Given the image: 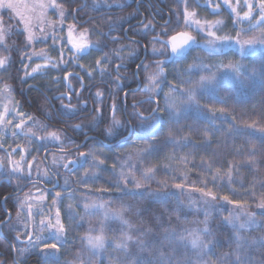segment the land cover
Returning a JSON list of instances; mask_svg holds the SVG:
<instances>
[{
	"label": "trees",
	"instance_id": "1",
	"mask_svg": "<svg viewBox=\"0 0 264 264\" xmlns=\"http://www.w3.org/2000/svg\"><path fill=\"white\" fill-rule=\"evenodd\" d=\"M139 1L142 2L138 4ZM56 2L63 4L64 21L76 29L92 32L90 39H95L97 45L76 54L77 61L86 60L85 70L80 71L68 57L66 65L59 67L58 79L51 82L25 79L23 67L31 47L17 20L6 9L1 13L2 22L11 26L0 43V57L10 61L7 71L0 70V83L10 88L20 111L33 119L24 120V125L16 131L17 137L11 136L0 147V163L5 166L11 147L18 151L28 146L36 150V162L41 161L45 171L53 174L48 185L33 182L36 185L31 188V181L38 179L29 182L25 178L8 177L1 170L0 224L9 217L0 235L2 264H161L162 251L172 258L173 264H232L238 237L243 245L240 251H251L253 264H258L264 249L257 245L249 248V245L264 237V209L258 207L264 201V46L242 56L233 48L207 54L202 44H194L184 55L165 62L167 49L154 53L150 36L168 40L186 32L202 43L199 32L185 23L180 0H86V5L76 12V18L72 14L82 4L81 0ZM137 4L146 21L151 22L150 15L154 12L159 21L168 20L167 23L151 22L153 28L142 29L133 26L142 17ZM146 4L151 6V11ZM186 5L200 10L197 0H187ZM262 24L260 30L250 29L245 34L261 33ZM125 26L131 27L129 36L139 42L114 41L105 35L110 28ZM93 32L99 33L100 38ZM114 34L116 30L110 33ZM156 44L162 47L164 43L157 41ZM118 46L134 49L136 55L120 59ZM143 46L144 63L138 69L140 89H135L138 85L134 71ZM46 47L48 43L41 42L36 48ZM68 51L72 56L74 50ZM105 55L107 60L100 69L107 71L99 74L96 61ZM158 61H163L164 67L161 85L157 92H147V76L156 70ZM216 62H239L240 79L218 78L212 87H201L198 82L206 72L201 65ZM117 64L123 65L119 72L115 71ZM191 65L195 66L192 70ZM88 68L93 71L95 68V73L88 75ZM71 72L81 76L70 78L73 96L69 101L54 98L66 90L63 76ZM167 87L178 94L179 120L170 119L165 111L161 119L144 121L141 127L133 112L148 115L157 106L165 109ZM97 91L103 95L97 97ZM124 92L128 93L126 98H123ZM188 92H193V100H188ZM113 101L121 124L109 135L106 129L112 127ZM221 108L225 109L223 113L212 111ZM46 132H55L59 139L45 144L39 137ZM46 151L47 155H53L51 163L41 160ZM68 158L77 162L73 170V166L62 165ZM149 168L153 171L145 176ZM54 181L57 186L51 187ZM137 182L140 187H136ZM45 188L66 193L58 204L66 231L63 242L57 245V258H46L43 253L26 249L18 224V197L32 189ZM69 191L72 194L67 195ZM204 192H211L217 198L213 200ZM198 194L212 203L208 211L198 205ZM83 196L105 202L120 217L107 219L99 212L85 211L80 201ZM225 196L228 200L222 199ZM229 206L255 214L256 223L241 228L228 222ZM206 228L210 234L204 232ZM89 234L104 237L105 245L98 253L85 248ZM190 234H200L206 242L210 241L209 247L192 248ZM180 236L186 239L181 242ZM126 237L131 239L125 241ZM121 242H126L127 247H118ZM163 264H167V258Z\"/></svg>",
	"mask_w": 264,
	"mask_h": 264
},
{
	"label": "rangeland",
	"instance_id": "2",
	"mask_svg": "<svg viewBox=\"0 0 264 264\" xmlns=\"http://www.w3.org/2000/svg\"><path fill=\"white\" fill-rule=\"evenodd\" d=\"M8 0H0V3L7 4ZM14 2L19 3L21 5H27L29 10H25L23 7L21 11L24 13L25 19L29 21L27 28L25 25L24 20H21L19 16L16 15V12L12 9L7 8L6 6L0 7V28L4 29V35L9 33L10 26L8 24H4L1 19V13L6 9L10 17L12 19L17 20L21 29L25 33V39H27L28 31L30 30L33 34V39L27 42L31 47L30 52L26 58V62L24 63V76L25 79L32 82H38L37 79L45 80L47 82H51L55 79H58L59 75V67L65 66L67 63V58H71L72 63L78 65L80 67V71L85 70L87 65L86 60H82L81 62L77 59L79 56L74 48H72L71 43L68 42V33H69V26L73 25L71 23H66L64 21L65 17L61 18L60 9L56 7H44L40 8L38 5L44 4L48 5L50 0H14ZM181 5L183 7L184 12V21H185V11L192 12L194 11L196 15L194 17H190L188 24L192 27L195 31H198L199 34L202 36V43L197 42L195 40L194 44L199 45L202 44L206 53H212L211 46L209 45V40H212L213 37L209 36L208 33L210 31H214L217 36H224L229 35L235 37L237 32H240L242 36L245 38L249 36H259L261 33L255 35L247 36L245 33L250 29L260 30L262 27V23H260V7H259V0H248L249 4H252L253 11L250 19H242L243 12L247 10V6L244 3V0H239V4H237V0H229V3H225L224 0H197L199 11L195 8L186 5L187 0H180ZM57 3V2H56ZM33 5H37V7L33 8ZM233 7L236 8V12L232 9ZM200 11L203 13H200ZM237 13L240 15L238 16ZM65 14V13H64ZM196 20L200 21L198 25L195 23ZM221 21L219 25H215L214 23L212 26L206 24L205 22H215ZM254 26V27H253ZM81 30L74 28L73 35L76 38H79V32ZM89 32V39L92 35ZM95 33V32H93ZM96 34V33H95ZM189 34V33H188ZM191 35V34H190ZM97 38H100V34H96ZM91 41V39H90ZM48 43V47L46 48H36L38 43ZM94 47H96L97 42L94 39L91 41ZM65 45V48H64ZM194 46V45H193ZM157 49L159 51H163L162 47L156 44ZM219 51H225L229 48L237 49L240 52L239 45L235 43V41L225 42L223 44H217ZM247 47V46H246ZM73 49L74 53L71 56L68 52V49ZM260 48V45L255 47V50ZM128 47L118 46L117 53L120 57H125L126 55L129 56ZM158 52V51H157ZM218 52V51H216ZM253 52V51H251ZM42 53V54H41ZM241 53V52H240ZM249 53V52H246ZM67 54V55H66ZM229 63V62H228ZM225 63L223 65H227ZM239 63V62H237ZM37 65L41 67L36 71L33 72L32 69L35 68ZM222 64L210 63V66H205L202 64L201 67L205 70V76L210 74H215L216 79L218 78H226V77H234V73L230 69L220 67ZM191 70L195 68V66H190ZM205 68V69H204ZM97 70L99 74L102 73L100 69V65H97ZM95 71V68H94ZM93 68H88L87 73L88 75H93L95 72ZM58 74V75H57ZM160 80V79H159ZM160 81H158L159 83ZM161 85V83H159ZM159 87L156 88L154 92H157ZM165 92V99L166 95L168 99H166V103H175L177 104V97L175 90L170 89L167 87ZM124 98V96H123ZM7 109V111H5ZM18 112H21L19 109L18 104L13 100L12 96L10 95V88L6 84L0 83V147L5 146V143L8 142L11 136H16V131L19 128L16 127V124L20 123L21 119L27 120L26 115L21 117ZM50 132H46L43 136L39 137L41 140L46 144L56 142L57 139H53L50 135ZM8 148V147H6ZM11 147L8 151L10 157L6 162L5 166L2 167V172L6 174L8 177H20L31 180L38 179L41 182H44L48 185V182L51 181L52 173H48L45 171L41 161L37 163V153L31 147H24L16 151L15 148ZM47 151L44 153V156L41 158L42 161L47 160L48 162L53 161V155H47ZM94 154V153H93ZM37 159V160H36ZM126 162V160H124ZM36 162V163H35ZM66 163V160L62 161V165ZM122 165H124L122 163ZM123 168V167H121ZM24 172L26 174L24 175ZM33 177V178H32ZM38 177V178H36ZM31 179V180H30ZM54 184V183H53ZM36 184L31 181L30 187L34 188ZM48 187V186H47ZM53 187V186H51ZM49 187V188H51ZM47 191H50L49 193ZM60 192H55L53 189L51 190H35L32 189L30 193H27L21 197H18L19 200V218L18 224L21 226V237H23L25 241V248L28 250H34L36 252L43 253L46 258H57L58 256V248L56 250L44 248V244H60L64 240V234H60V239H56L57 231L55 228L48 227V225L56 223V213L58 209L59 200L61 199L62 195L66 194L64 191L60 193L59 196L56 194ZM72 194L70 191L67 195ZM190 196V195H189ZM198 199L196 200L198 205L202 208L203 211H208L211 206V202L207 201L206 198L200 194H198ZM192 199V198H191ZM81 207L87 212H99L102 217L107 219L112 218H119L120 215L115 213L113 210L109 209L105 202H102L97 199H91L89 197H82L81 198ZM228 217L227 221L239 226L241 224H245L246 221L249 219L248 214L244 208L229 206L228 207ZM236 218V219H233ZM60 221L62 218L60 217ZM247 225L246 227L252 226ZM29 235L31 236V243L29 242ZM92 236L99 235V234H89ZM40 236L42 239L37 242L36 237ZM88 236V235H87ZM86 236V237H87ZM105 245V240H104ZM85 248L90 252L98 253L103 248L98 249H90L87 240L85 238ZM78 264V263H73Z\"/></svg>",
	"mask_w": 264,
	"mask_h": 264
},
{
	"label": "snow or ice",
	"instance_id": "3",
	"mask_svg": "<svg viewBox=\"0 0 264 264\" xmlns=\"http://www.w3.org/2000/svg\"><path fill=\"white\" fill-rule=\"evenodd\" d=\"M107 2V0H106ZM225 3H229V0H224ZM244 3L247 6V10L243 12L242 15V19H250L251 15H252V11H253V5L248 3V0H244ZM237 4H239V0H237ZM6 6L9 9H12L13 11L16 12V15L19 16L21 18V20H24L26 28L27 25L29 23L28 20L25 19L24 13L21 11V8L23 7L25 10H29L27 5H21L19 3L14 2V0H8L7 4H2L0 3V7H4ZM56 7L60 9V15L61 18L63 20L64 18V7L63 4H57L56 0H50V3L48 5H44V4H40L38 5V7L40 8H44V7ZM33 8L37 7V5H33ZM259 7H260V11H261V15H260V23H264V0H259ZM234 12H236V8L233 7L232 9ZM196 15V13L194 11L192 12H188L185 11V22L187 23L190 17H194ZM237 15L239 16L240 14L237 13ZM195 23H197L198 25L200 24L199 20H196ZM206 24H209V26H212V24L214 23L215 25H219L220 23H222L221 21L217 20L215 22H205ZM151 25V22H149V25H146L145 27H148ZM254 27V26H253ZM75 26L74 25H70L69 26V33H68V42L71 43L72 48H74L76 50L77 53H82V52H86L87 50H89L90 48L94 47V45L92 44V42L89 39V32L87 29H83L79 32V38L74 37L73 35V31H74ZM5 30L0 28V43L4 42L5 39V35H4ZM209 36L213 37L212 40H209V45L211 46V51L216 52L219 51V48L217 47V44H223L225 42H231V41H235V43L237 45H239L240 48V52L241 55L243 56L246 52H251L255 50V47L257 45L260 46H264V30H261V34L259 36H249L247 38H245L244 36L241 35L240 32H237L235 37L229 36V35H224V36H217L216 33L214 31H210L208 33ZM179 36L182 37V39L177 42V36H171L167 42V44H162V48H167L168 46L171 47V54L173 56L179 57L183 54L184 49L186 46H190L191 43L195 42V37H193L192 35L183 32L180 33ZM28 41H31L33 39V34L32 32L29 30L28 31V36H27ZM157 37H154L152 41H150L151 45H152V50L153 52H157L159 51V49L156 48L155 44L157 42ZM135 43V42H134ZM247 46V47H246ZM42 54V53H41ZM135 50L134 49H130L129 51V56H135ZM120 59H123V57H118ZM107 60V55H105L104 57H102L101 59H98L96 61L97 65H102V63L104 61ZM9 59L7 57H0V70L2 71H7V64L9 63ZM163 65V61H158L156 63V70L152 73H150L147 76V80H148V84L145 85V91L147 92H154L156 90V88L159 87V79L160 77L164 74V67ZM41 66L37 65L35 68L32 69L33 72H36ZM123 67L122 64H117L115 66V71L119 72L120 68ZM141 67L140 65H137V68ZM145 68H147V66H144ZM220 67L223 68H227L230 69L232 71V73H234V78L239 80L242 73H241V65H239V63H231L229 62L227 65H220ZM102 72L107 71L105 68H101ZM70 75V74H69ZM67 78V77H65ZM117 79H119V77H117ZM216 80V76L215 74H210L207 76H201L200 80H199V85L201 87L204 88H209L212 87L214 84V81ZM175 89H173L174 91ZM103 95L102 92L97 91L96 92V96L97 97H101ZM128 95L127 92H124V97L126 98ZM151 99V98H150ZM166 99H168L167 95H166ZM194 99V94L193 92H188V100H193ZM18 104V102H16ZM158 103V102H157ZM62 107H68L70 108L71 106H66V105H62ZM137 104L134 103L133 104V108H136ZM112 127H109L108 129H106L107 133L109 135L112 134L113 128L116 126H119L121 124L120 120L116 118V112H117V107H116V103L115 101H113L112 103ZM5 111H7V109H5ZM97 112H99V109H96ZM167 111L169 113V118L175 121H178L181 115V108L178 107L175 103H168L166 105L165 109H160L158 106L155 108H152L149 112L148 115H145L144 112L142 111H134L133 112V116L137 119H139L141 121V127H144V121L147 120H156V119H161L163 116V113ZM212 111H219L221 113H223L225 111V109L221 108V109H214ZM160 113V116H157L156 114ZM18 114L21 117H24L26 114L23 112H18ZM27 119H33L31 116H28ZM25 121L23 119H21L20 123L16 124L17 128H21L22 125H24ZM75 127L79 128L81 127V125H76ZM29 132H31V129H28ZM53 139H59V136L53 132L49 134ZM171 135V133H170ZM81 156H84V153H80ZM72 161H69V164H71ZM100 163L102 164L103 161L101 160ZM69 164H65L64 167H68ZM153 171V169L149 168L146 170L145 176H147V174H150ZM85 175L87 176V173H85ZM123 176V173L121 174ZM125 183H127V181H125ZM136 187H140V183L137 182L136 183ZM179 187V185H178ZM57 196L60 195V193L56 194ZM204 195L206 196H211V198L213 200H215L217 197L211 193V192H204ZM222 199L224 200H228V197H222ZM258 207L264 209V201H262ZM249 219L246 221L245 224H241L240 227L244 228L247 225H251V224H255L256 223V219H255V214H248ZM236 219V218H233ZM48 227H52L55 228L57 231V235H56V239H60V234H63L66 231V228L64 226L63 223H61L60 221V213L59 210H57L56 213V223L53 224H49ZM204 232L206 234H210L208 233L207 228L204 229ZM192 236L191 240L189 241V243L191 244V247L194 249H205L209 247L210 241L206 242L202 236L200 234H190ZM17 239H19V236L16 237ZM42 238L40 236L36 237L37 242L40 241ZM131 237H126V240H130ZM186 238L184 236H180L178 237V240L183 242ZM240 237L237 238V250H236V254H235V258L232 261V264H253V254L251 251H246L245 253H242L240 251V249L243 247V245L240 243ZM87 240V244L89 246L90 249H98V248H102L104 247V237L103 235H88L86 237ZM29 242L31 243V236L29 235ZM254 245L259 246L261 249H264V237H261L258 240H254L251 242V244L249 245V248H252ZM118 247L121 248H126L127 244L126 242H121L117 245ZM44 248L47 249H53L56 250L57 249V245L56 244H44L43 246ZM21 252L25 251V249H20ZM262 259L258 262V264H264V252L260 253ZM245 256H247V259H245ZM160 257H161V264H163V261L165 258H167V264H173L172 258L167 256L166 252H161L160 253ZM177 264H179V262H177ZM205 264H209V262H205Z\"/></svg>",
	"mask_w": 264,
	"mask_h": 264
},
{
	"label": "flooded vegetation",
	"instance_id": "4",
	"mask_svg": "<svg viewBox=\"0 0 264 264\" xmlns=\"http://www.w3.org/2000/svg\"><path fill=\"white\" fill-rule=\"evenodd\" d=\"M140 2V1H139ZM142 2V1H141ZM140 2V3H141ZM81 5L80 6H78V7H76L75 8V11H74V14H72L73 15V18H76V12L77 11H79L84 5H86V0H81ZM150 11H151V6L149 5V4H146L145 5ZM137 10L142 14V17H141V20H139V21H137V22H135V23H137V24H134L133 26H135V25H138L139 26V28L138 29H142V28H146L145 26L146 25H148L149 24V21H146V18L144 17V14H143V12H141V8L139 7H137ZM107 12V11H106ZM105 12V13H106ZM75 16V17H74ZM150 17H151V22L153 23V24H156V25H161V24H166L167 23V21L168 20H165L164 22H161V21H159V19L157 18V16H156V14L154 13V12H151V15H150ZM152 25V24H151ZM148 26L149 28H153L154 27V25H152V26ZM132 26V27H133ZM131 27L129 26V27H127V26H125V27H117V29H115V28H110L109 30H106L105 31V35L106 36H108L111 40H114V41H118V40H122V39H127V40H129V41H135V42H139V40L138 39H135V38H132V37H130L129 36V34H128V30L130 29ZM114 30H116V34H114V35H110V33L111 32H113ZM108 31V34H106V32ZM113 37H117L116 39H113ZM154 37H157L158 39H157V41H160V42H162V43H164L165 44V42L164 41H168V40H163V39H160L158 36H155V35H152V36H150V39L151 40H153V38ZM126 48H127V46H125ZM167 49V53H168V48H166ZM169 54V53H168ZM144 55H145V47L143 46V52H142V56H141V58H140V60H139V62L136 64V66H135V71H134V75H135V77H136V79H137V87L135 88V89H140V82H139V84H138V81H139V76H138V69L139 68H137V65H142L143 63H144ZM155 61V60H154ZM124 64H126V65H128L129 63H127V62H125ZM68 74H70V76L67 78V80H64V77L66 76V75H64L63 76V83L65 84V86H66V90H64V91H62V92H60V93H58V94H61V93H66L67 95H68V97L67 98H65V97H60V98H63V99H65L66 101H69L70 100V98L73 96V94H74V87H73V85L70 83V81H71V77L72 76H74V77H78L79 79L81 78V76L78 74V73H68ZM68 85H70L71 86V89H69V87H68ZM128 91V90H127ZM124 96V95H123ZM124 105H126V102H125V100H124ZM75 161L76 162V160L75 159H72V158H68L67 160H66V163H67V161ZM65 163V164H66ZM77 163V162H76ZM71 166H74V164L73 163H71L68 167L69 168H71ZM67 167V168H68ZM66 168V167H65ZM73 168V167H72ZM71 168V170H73ZM1 170H2V167H1ZM1 170H0V177H1ZM48 171V170H47ZM48 173H51L50 171H48ZM52 177H53V175H52ZM1 179V178H0ZM56 180V179H55ZM32 182H35V183H38V184H43L44 185V182H41L40 180H36V181H32ZM54 184H56V186H57V183H56V181H54ZM55 186V187H56ZM9 220V217H7L1 224H0V235H3V233H2V226H3V224L4 223H6L7 221ZM0 264H2V261L0 260ZM15 264H20V263H18V262H15Z\"/></svg>",
	"mask_w": 264,
	"mask_h": 264
},
{
	"label": "water",
	"instance_id": "5",
	"mask_svg": "<svg viewBox=\"0 0 264 264\" xmlns=\"http://www.w3.org/2000/svg\"><path fill=\"white\" fill-rule=\"evenodd\" d=\"M106 34H108V31L106 32ZM179 34H180V33L174 35V36H177V42H179V41L182 39V37L179 36ZM116 38H117V37H113V39H116ZM164 42H165V44H167L168 41H164ZM193 45H194V42L191 43L190 46H186L182 55H184L186 52H188V51L193 47ZM167 48H168V53H169V54H168V57L164 59L165 62H169V61H171L174 57H176V56H173V55L171 54V47L168 46ZM182 55H181V56H182ZM179 57H180V56H179ZM69 76H70V75L67 74L65 77L68 78ZM65 77H64V80H67V78H65ZM68 87H69V89H71V86H70V85H68ZM60 97H65V98H67L68 95H67L66 93H61V94H57V95L54 96V98H60ZM70 161H71V160H70ZM72 163L74 164V166H73L72 169L76 168L77 163H76L75 161H72ZM66 164H69V161H67ZM69 165H70V164H69ZM1 167H2V165H1V163H0V170H1ZM66 168H67V167H66Z\"/></svg>",
	"mask_w": 264,
	"mask_h": 264
},
{
	"label": "built area",
	"instance_id": "6",
	"mask_svg": "<svg viewBox=\"0 0 264 264\" xmlns=\"http://www.w3.org/2000/svg\"><path fill=\"white\" fill-rule=\"evenodd\" d=\"M139 3H140V2H138V4H139ZM138 4H137V7L139 8Z\"/></svg>",
	"mask_w": 264,
	"mask_h": 264
}]
</instances>
